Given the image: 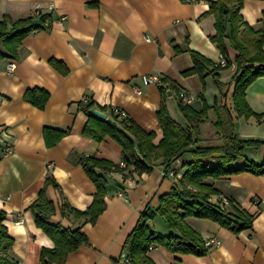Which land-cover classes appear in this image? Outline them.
<instances>
[{
	"label": "crops",
	"instance_id": "crops-1",
	"mask_svg": "<svg viewBox=\"0 0 264 264\" xmlns=\"http://www.w3.org/2000/svg\"><path fill=\"white\" fill-rule=\"evenodd\" d=\"M210 0H0V21L50 14L49 28L33 30L16 48L15 57H0V209L2 223L12 238L9 254L17 264H39L42 248H52L53 240L37 226L29 205L44 186V195L53 203L50 223L79 227L87 242L69 252L63 263L114 264L128 255L125 240L134 228L142 210L156 208L159 197L170 191L174 181L185 171L184 162L192 158L185 152L165 168L157 159L149 172L100 170L106 179L104 208L93 223L85 217L65 214L61 203L84 211L96 192L78 158L93 156L120 163L121 146L108 135L96 140L84 134L87 122L85 105L93 113L99 109L111 120V109L123 111L145 131H153V143L162 138L157 119L162 94L160 86L142 84V76L157 73L166 94V107L171 118L181 127L189 125L177 106V91L184 89L192 96L188 104L199 111L207 106L199 135L204 142H216L225 133L216 125L215 105H219L221 88L211 74L203 79L197 73L183 72L193 66L191 51L209 63L212 69L222 58L215 43L214 17L207 15ZM242 21L257 30L263 25L264 0H242ZM7 21V29L10 28ZM242 29V27H241ZM148 35L150 40H146ZM247 38L246 34H243ZM233 60L236 51L228 42ZM264 48V41H263ZM0 50H5L0 40ZM14 69H6L8 62ZM218 80L225 83L233 66L214 69ZM140 86L141 92L133 90ZM39 88L48 93L43 108L24 98L27 89ZM233 85H229L226 105L234 130L241 137L248 127L264 125V76L256 78L245 89L249 107L262 117L237 116L230 109ZM174 94V97L173 95ZM86 96L87 100L82 101ZM94 115V114H93ZM223 115V113H222ZM95 116V115H94ZM243 117L244 120H241ZM63 130L56 142L47 145L44 129ZM54 137L48 132V138ZM5 145L12 151L4 152ZM253 150H259V154ZM264 146L241 157L236 164L249 160L262 161ZM259 159V160H258ZM211 164L216 159H207ZM174 174L170 175L169 170ZM46 178L49 181L45 184ZM219 194L231 200L228 211L239 209L251 217L250 226L232 231L207 218L185 217L187 226L205 241L217 238L220 243L208 247L202 255L169 252L151 243L145 253L152 264H264V174L242 171L206 179ZM254 201L256 203H254ZM161 222H156L157 218ZM152 231L179 233L164 218L155 215L149 221ZM130 258V257H129Z\"/></svg>",
	"mask_w": 264,
	"mask_h": 264
},
{
	"label": "trees",
	"instance_id": "trees-1",
	"mask_svg": "<svg viewBox=\"0 0 264 264\" xmlns=\"http://www.w3.org/2000/svg\"><path fill=\"white\" fill-rule=\"evenodd\" d=\"M242 0H210L208 1L207 15L214 17V32L210 40L215 43L225 60L224 65L219 63L213 65L212 69L205 71V65L209 61L200 54L191 51L193 66L183 73L185 75L197 73L200 78L211 74L217 87L221 88L219 105H215L217 115L216 125L224 127L225 133L216 142H204L199 135V124L204 122L207 106L199 111L193 109L188 103L183 102L177 91V106L187 121L189 127L183 128L175 122L168 113L166 107L167 90L159 87L162 99L157 111V119L162 129V138L157 144L153 143L154 132L145 131L129 116L111 109V120H100L88 109L91 103L83 108L87 114V122L84 134L93 139L100 140L105 135L110 136L121 146L122 161L124 166L111 161L95 158L93 156H82L78 158L87 176L94 182L96 192L92 203L80 211L66 202L61 203V209L65 214H73L75 217H85V221L93 223L98 214L104 208L105 175L97 172L100 170H126V174L132 171L149 172L152 170L157 159L168 168L170 164L185 152H190L192 158L184 162L185 171L182 176L174 181L170 191L159 197L156 208L145 207L134 228L125 240L128 247V255L125 260L114 264H152L145 253L151 243L164 247L169 252L191 253L195 255L204 254L208 247L204 244L201 236L187 226L184 218L191 216L196 218H207L234 232L250 226L251 217L239 209L228 211V204L221 206L218 202L210 199L211 195L217 193V189L206 179H215L222 175L238 173L242 171L255 175L264 174V158L260 162L249 160L242 164H236L237 160L244 157L245 150L250 147L258 149L264 146V140L241 137L234 130L233 120L230 117L226 105V97L229 85H233L231 93L230 109L237 116H254L259 120L262 115L255 113L245 100V89L256 78L264 76V15L263 25L252 29L242 21L239 10ZM50 14L39 16H28L10 20L6 16L0 21V40L5 50H0V57H15L16 48L21 39L33 30L49 28ZM38 18L39 24H34L33 19ZM7 21L10 28L7 29ZM242 27V29H241ZM247 35V38L243 37ZM228 42L236 51L233 60L228 53ZM233 66L230 78L222 83L214 69L218 67ZM26 101L38 108H43L48 93L39 88L27 89L24 93ZM223 113V115H222ZM48 132H53L54 137L48 138ZM63 130L52 128L44 129V137L47 145L56 142L64 135ZM216 159L211 164L207 159ZM49 181L45 180V184ZM29 208L33 214L35 223L53 240L52 248H42L39 264H50L52 261L63 263L66 255L75 250L80 244L87 242L85 233L79 227L63 226L60 223H50L47 219L53 213L54 207L51 200L44 195V186L38 193ZM160 215L166 224L175 228L179 233L161 234L151 230L149 221ZM5 212L0 209V264H17V260L9 254L12 238L7 233L6 226L2 223Z\"/></svg>",
	"mask_w": 264,
	"mask_h": 264
},
{
	"label": "built area",
	"instance_id": "built-area-1",
	"mask_svg": "<svg viewBox=\"0 0 264 264\" xmlns=\"http://www.w3.org/2000/svg\"><path fill=\"white\" fill-rule=\"evenodd\" d=\"M187 1H193V0H187ZM38 14H39V12L36 11L33 16H36ZM145 39L146 40H150V37L148 35H146ZM219 64L220 65H224L225 64L224 58H220ZM6 69L9 72H12L13 69H14V62H12V61L8 62L7 65H6ZM141 80H142V84H144V85L153 83L155 85L161 86L162 82H163L161 77H160V75L157 74V73L145 74V75L142 76ZM133 90L136 91V92H141L140 86H138L136 84L133 85ZM178 96L185 103H189L192 100V96L188 92H186L184 89H181V88L178 90ZM86 100H87L86 96L82 97V101H86ZM113 109L115 111L120 112L122 115H126L123 111H121V110H119L117 108H113ZM11 151H12V147L10 145H5L4 152L5 153H9ZM119 164L121 166H124L125 162L124 161H120ZM168 173L170 175H173L174 171L170 169ZM213 201L214 202H218L221 206H224V205L228 204V198L226 196H224V195H221V194H219L215 199H213ZM254 203H256V202L254 201ZM219 243H220V240L217 239V238H211V239H208V240L204 241V244L207 247L216 246Z\"/></svg>",
	"mask_w": 264,
	"mask_h": 264
},
{
	"label": "rangeland",
	"instance_id": "rangeland-1",
	"mask_svg": "<svg viewBox=\"0 0 264 264\" xmlns=\"http://www.w3.org/2000/svg\"><path fill=\"white\" fill-rule=\"evenodd\" d=\"M174 97V94H172ZM241 120H244L243 117ZM247 130L250 132V134H247L245 136H242L244 138H255V139H261L264 140V125L263 126H259V127H248L247 126ZM252 150V148L248 147L245 150V154L244 156H249V152ZM255 153L259 154V150H253ZM259 160V159H258ZM261 161V160H260ZM259 161V162H260ZM258 162V161H256ZM161 218V217H160ZM159 217L156 219V222H161V219Z\"/></svg>",
	"mask_w": 264,
	"mask_h": 264
},
{
	"label": "water",
	"instance_id": "water-1",
	"mask_svg": "<svg viewBox=\"0 0 264 264\" xmlns=\"http://www.w3.org/2000/svg\"><path fill=\"white\" fill-rule=\"evenodd\" d=\"M33 23L36 24V25L39 24L38 18H34L33 19ZM170 93H171L170 90H167V94L169 95ZM93 114L100 120H104L105 119V113L102 112L99 109H94L93 110Z\"/></svg>",
	"mask_w": 264,
	"mask_h": 264
}]
</instances>
